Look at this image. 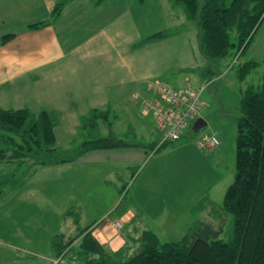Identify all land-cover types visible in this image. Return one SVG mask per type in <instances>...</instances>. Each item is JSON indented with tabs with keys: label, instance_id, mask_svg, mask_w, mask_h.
Returning <instances> with one entry per match:
<instances>
[{
	"label": "rangeland",
	"instance_id": "obj_1",
	"mask_svg": "<svg viewBox=\"0 0 264 264\" xmlns=\"http://www.w3.org/2000/svg\"><path fill=\"white\" fill-rule=\"evenodd\" d=\"M111 6L115 13L127 9L139 17L138 33L143 38L160 31L172 33L147 48L144 64L133 66L139 86L120 100L115 98L108 108H99L107 109L111 122L100 121L97 137L113 133L129 145H148L152 135L153 141L159 135L156 124L152 114L146 113L132 96L145 95L150 80L161 79L174 87L185 85V79L199 87L204 83L200 73L207 63L199 48V28L186 16L184 8L173 5L171 0H116ZM231 40L237 43L235 32ZM234 62L235 68L225 69L228 71L209 81L203 91L205 109L201 118L207 125L198 132L188 128L181 140L168 143L156 155L148 154L143 163L129 169L130 177V173L118 169L117 180L110 182L106 165L94 160V164L81 163L69 175L75 181L74 189L68 176L59 177L57 171H44L19 188H6L0 196V264H59L47 259L55 236L62 231L76 233V227L84 228L104 219L102 214L112 209L113 203V208L118 205L119 210L130 208L141 215L137 221L155 232L163 243L183 239L201 221L218 232L211 240L232 241L235 218L224 208V199L236 175L240 91L264 82V22L250 46ZM251 63L255 64L253 68ZM246 65L252 68L249 74ZM79 127L75 138L66 142L69 148L65 153L70 156L90 136H80ZM205 134L218 138L217 148L199 145ZM182 145L187 146L173 149ZM99 156L101 153L96 154ZM66 211L70 212L67 216Z\"/></svg>",
	"mask_w": 264,
	"mask_h": 264
},
{
	"label": "trees",
	"instance_id": "obj_2",
	"mask_svg": "<svg viewBox=\"0 0 264 264\" xmlns=\"http://www.w3.org/2000/svg\"><path fill=\"white\" fill-rule=\"evenodd\" d=\"M68 1L59 0L53 17L62 14ZM102 1L107 0H95V3ZM171 2L183 7L186 16L199 28V48L207 63L200 74L205 81L200 87L188 79L185 83L203 92L207 82L221 77L225 69L235 68L234 60L250 46L264 22V0ZM39 25L33 28H39ZM232 32L236 34L237 43L231 40ZM171 35L169 31L151 34L134 44L133 48L144 47ZM12 37L7 35L0 43L4 44ZM254 65L250 64L252 68ZM252 68L246 65V74ZM150 81L170 85L161 79ZM151 95L145 94L141 98ZM135 101L141 104L140 100ZM240 106L236 175L224 199V208L235 218L232 241L211 240L218 232L211 224L201 221L195 223L183 239L165 243L155 232L143 227L138 235L127 239L123 247L113 251L95 237L93 232L98 223L93 222L70 237L63 233L55 236L51 241L52 257L49 260L52 263L58 261L59 264H264V82L258 87L250 85L241 92ZM107 115V109L93 108L81 117L79 135L85 136L87 133L90 136L76 154L70 156L65 153L67 148L57 145L56 113L0 107V196L6 188L21 187L39 168L75 162L89 152L125 145L113 133L106 138L96 136L100 121L111 122ZM188 128L191 127L184 130ZM159 136L161 139L160 133ZM170 142L174 141H167L160 147ZM119 209V206L115 207L114 213H119ZM123 226L122 223L119 230Z\"/></svg>",
	"mask_w": 264,
	"mask_h": 264
},
{
	"label": "crops",
	"instance_id": "obj_3",
	"mask_svg": "<svg viewBox=\"0 0 264 264\" xmlns=\"http://www.w3.org/2000/svg\"><path fill=\"white\" fill-rule=\"evenodd\" d=\"M58 2L0 0V42L7 35L13 36L0 45V107L56 113L57 145L68 149L66 142L77 135L83 115L93 108H108L115 98L120 100L123 94L139 86L133 66L144 64L147 48L158 45L159 41L134 49V44L143 38L141 32L138 33L139 17L127 9L115 13L112 1L96 4L95 0H70L62 14L55 18L53 13ZM36 24L41 25L33 28ZM75 32H78L77 37ZM249 86L244 87L240 95ZM124 98L126 100V96ZM153 136L148 145L123 142V146L89 152L75 162L39 168L34 176L57 171L59 177L68 176V183L74 189L75 181L69 175L81 163L94 164L97 160L106 165L107 175L111 177L108 181L117 180L118 169H123L127 175L130 173V177L129 169L143 163L159 143L160 136L155 141ZM97 153L102 156L96 157ZM113 206L115 203L102 216L121 220L123 228L118 230L106 222L96 225L93 234L98 239L97 234L101 233V243L117 251L127 239L138 235L143 226L137 221L141 215L130 208L114 213ZM69 214L66 211L65 215ZM80 229L76 227V233H61L70 237ZM49 253L47 259L52 257L51 250Z\"/></svg>",
	"mask_w": 264,
	"mask_h": 264
},
{
	"label": "built area",
	"instance_id": "obj_4",
	"mask_svg": "<svg viewBox=\"0 0 264 264\" xmlns=\"http://www.w3.org/2000/svg\"><path fill=\"white\" fill-rule=\"evenodd\" d=\"M149 97L141 98V95L134 94V100H140L146 113H151L159 133L161 144L167 141L179 140L183 130L200 115L205 106L202 99V89H196L193 85L176 89L168 84L159 81L148 82ZM201 144H208L216 148L220 144L215 135H204ZM116 228L121 227L120 221L112 222Z\"/></svg>",
	"mask_w": 264,
	"mask_h": 264
},
{
	"label": "water",
	"instance_id": "obj_5",
	"mask_svg": "<svg viewBox=\"0 0 264 264\" xmlns=\"http://www.w3.org/2000/svg\"><path fill=\"white\" fill-rule=\"evenodd\" d=\"M207 125V122L203 119V118H199L194 126H193V132H198L199 130H201L203 127H205Z\"/></svg>",
	"mask_w": 264,
	"mask_h": 264
}]
</instances>
